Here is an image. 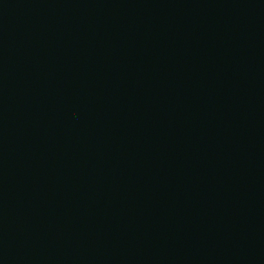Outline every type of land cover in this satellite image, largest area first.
Returning a JSON list of instances; mask_svg holds the SVG:
<instances>
[{
	"label": "water",
	"instance_id": "95a60500",
	"mask_svg": "<svg viewBox=\"0 0 264 264\" xmlns=\"http://www.w3.org/2000/svg\"><path fill=\"white\" fill-rule=\"evenodd\" d=\"M0 264H264V0H0Z\"/></svg>",
	"mask_w": 264,
	"mask_h": 264
}]
</instances>
